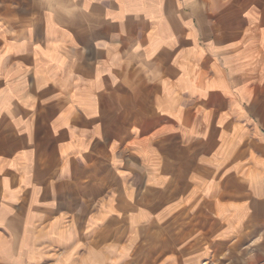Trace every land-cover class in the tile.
Segmentation results:
<instances>
[{
	"label": "crops",
	"instance_id": "0c3cea01",
	"mask_svg": "<svg viewBox=\"0 0 264 264\" xmlns=\"http://www.w3.org/2000/svg\"><path fill=\"white\" fill-rule=\"evenodd\" d=\"M227 258L264 264V0H0V264Z\"/></svg>",
	"mask_w": 264,
	"mask_h": 264
},
{
	"label": "rangeland",
	"instance_id": "374dc122",
	"mask_svg": "<svg viewBox=\"0 0 264 264\" xmlns=\"http://www.w3.org/2000/svg\"><path fill=\"white\" fill-rule=\"evenodd\" d=\"M242 259L245 260L247 263L255 260L254 254L252 251H247L245 252L244 255H242ZM215 264H234L233 262H231V259H221L220 261H215ZM253 264H259V262L257 261L256 263Z\"/></svg>",
	"mask_w": 264,
	"mask_h": 264
}]
</instances>
